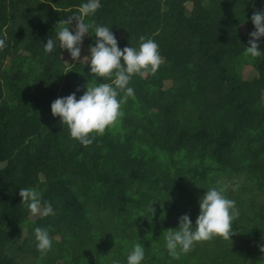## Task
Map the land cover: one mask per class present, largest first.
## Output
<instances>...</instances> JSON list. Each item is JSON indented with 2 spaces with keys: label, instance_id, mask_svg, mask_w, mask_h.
I'll return each mask as SVG.
<instances>
[{
  "label": "trees",
  "instance_id": "16d2710c",
  "mask_svg": "<svg viewBox=\"0 0 264 264\" xmlns=\"http://www.w3.org/2000/svg\"><path fill=\"white\" fill-rule=\"evenodd\" d=\"M83 2L0 0V264H125L136 243L144 264H201L199 250L209 264H264V54H244L264 0H100L85 22L110 27L121 49L152 38L162 63L154 74L133 75L122 115L86 147L50 111L56 98H79L95 83L85 52L72 63L58 41L43 51ZM94 39L90 29L82 48L89 52ZM258 43L264 51V37ZM247 65L253 75L244 79ZM241 172L258 192L238 208L227 248L169 256L165 231L199 207L208 187ZM28 187L54 216L31 218L19 196ZM35 227L53 238L46 254L36 249Z\"/></svg>",
  "mask_w": 264,
  "mask_h": 264
},
{
  "label": "clouds",
  "instance_id": "9594fccd",
  "mask_svg": "<svg viewBox=\"0 0 264 264\" xmlns=\"http://www.w3.org/2000/svg\"><path fill=\"white\" fill-rule=\"evenodd\" d=\"M101 7L100 0H85L78 14L61 20L55 40L51 37L43 45V51L51 53L58 41L60 49H66L73 61L86 60L89 72L95 81L91 86L86 85L82 95L77 98L73 92L64 97H58L50 104L53 118L59 117L60 124L67 127L69 137L78 141L82 146H89L96 137L103 135L106 129L111 128L122 115L121 105L125 97L134 95L130 87L133 75L143 77L144 74H154L162 63L159 45L152 38L139 37L138 47L118 46V41L105 25H92L85 22L86 17H92ZM73 21L75 27L70 28ZM254 31L249 33L247 47L244 54L256 58L264 54L259 48V41L264 37V10L255 11L251 16ZM68 25V26H64ZM94 31V44L89 45V55L81 60V45L86 34ZM4 41L0 40V47ZM96 78H102V83H97ZM110 80V83L104 82ZM77 91H80L77 88ZM123 93V95H121ZM238 183L217 181V186L208 187L204 195L198 199L199 215L195 226L188 215H182L178 220L176 229H169L163 235L164 246L172 258H179L186 254L199 242L208 241L214 237L230 239L235 233L233 224L239 216L236 201L228 198V190L236 191ZM22 199L30 216H54L52 204L42 199L39 190L33 187L19 188ZM155 203L149 201L145 205L148 220L151 222L155 213ZM164 232V233H165ZM36 249L43 255L52 247L53 238L47 228L35 227L33 229ZM264 253V246L260 248ZM145 247L136 243L127 253L125 264H144ZM111 264H121L119 259H113Z\"/></svg>",
  "mask_w": 264,
  "mask_h": 264
},
{
  "label": "rangeland",
  "instance_id": "374dc122",
  "mask_svg": "<svg viewBox=\"0 0 264 264\" xmlns=\"http://www.w3.org/2000/svg\"><path fill=\"white\" fill-rule=\"evenodd\" d=\"M74 14H78V12H75ZM64 26H68V25H64ZM81 51L85 52L84 56L89 55V52L86 51L84 48H82V46H81ZM71 62L74 63L77 61H73L71 59ZM243 75H244V79H248L253 75L252 67L250 65H247L244 67ZM25 155H26V150H24V149L20 150L17 153V157H18L19 161H22L23 158L25 157ZM226 182H235V183L239 184V187L236 191L228 190V191L232 192L234 197L237 196V198H238L237 203L239 204L238 208H240L243 205H247L248 199L253 198L255 195H257L258 191L255 188V185H253V183H251L252 181L246 180V177L242 172H241V174L235 175L233 178L227 179ZM234 197H233V199H234ZM261 203H262V206L264 207V201H261ZM195 205L198 206V202H196ZM250 205H251V203L249 202L248 207ZM191 208H192V210L189 212H186L185 214L189 216L190 220L193 223V226H195V220H196L197 216L199 215V207L197 209H195V206L192 205ZM259 210L260 209L257 210V208H253V207L251 208L252 213H256ZM31 218H34V217H31ZM257 224L259 225V222ZM175 225H178V221H176L174 226ZM216 239H218V244L214 243ZM228 240L229 239H224L221 237H214L211 240L197 243L194 246V248H196L197 246L198 247L203 246L204 248L208 249L212 255H215V254L221 253L222 251H224L227 248ZM233 245H235V242L231 243V246H233ZM198 260H201V264H209L210 262H212L211 260L207 261V259L202 258L200 250H199ZM219 260H220V262H219L220 264H225L222 259H219Z\"/></svg>",
  "mask_w": 264,
  "mask_h": 264
}]
</instances>
